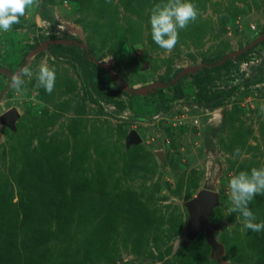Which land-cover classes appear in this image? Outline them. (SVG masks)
<instances>
[{
    "label": "rangeland",
    "instance_id": "1",
    "mask_svg": "<svg viewBox=\"0 0 264 264\" xmlns=\"http://www.w3.org/2000/svg\"><path fill=\"white\" fill-rule=\"evenodd\" d=\"M165 2L40 0L0 31V103L18 110L12 127L0 109V264H264V230L227 215L229 179L264 166V0H192L167 55L150 25ZM203 189L217 255L205 232L177 243ZM249 207L264 221V196Z\"/></svg>",
    "mask_w": 264,
    "mask_h": 264
},
{
    "label": "clouds",
    "instance_id": "2",
    "mask_svg": "<svg viewBox=\"0 0 264 264\" xmlns=\"http://www.w3.org/2000/svg\"><path fill=\"white\" fill-rule=\"evenodd\" d=\"M40 0H0V31L9 32L13 25L19 24L20 18L31 8L39 7ZM202 13L192 0H166L157 4L150 14L152 40L170 54L179 41V32L194 23ZM34 73L29 66L22 67L11 77V87L21 91L24 77L31 79ZM37 87H42L51 94L55 89L56 71L47 61H42L35 73ZM0 109L7 111L3 103ZM231 207L227 215L239 213L243 217V226L247 230L260 232L264 230V221L255 222L256 217L249 205L256 196H264V166L253 167L250 171H240L228 181Z\"/></svg>",
    "mask_w": 264,
    "mask_h": 264
},
{
    "label": "water",
    "instance_id": "3",
    "mask_svg": "<svg viewBox=\"0 0 264 264\" xmlns=\"http://www.w3.org/2000/svg\"><path fill=\"white\" fill-rule=\"evenodd\" d=\"M115 79H118V77H115ZM17 117L18 110L11 108L1 116V120L13 127ZM137 139H139V134L132 131L129 135V142H136ZM218 201L216 191L203 189L187 203L191 217L185 235L177 243L190 242L199 232H205L207 241L214 248L215 254L217 255L222 251L221 244L215 237V231L222 226V223H211L209 220Z\"/></svg>",
    "mask_w": 264,
    "mask_h": 264
},
{
    "label": "trees",
    "instance_id": "4",
    "mask_svg": "<svg viewBox=\"0 0 264 264\" xmlns=\"http://www.w3.org/2000/svg\"><path fill=\"white\" fill-rule=\"evenodd\" d=\"M68 47H73V48H76V47H78L77 45H75V44H71V45H69ZM91 63L92 64H94L95 62H93L92 60H91ZM207 68L206 67H204V68H202V69H200L199 71H197V73H196V75L198 76V75H200L201 73H203V71H205ZM25 228V227H24ZM18 236H19V238H20V241H22V246H24L23 247V249H20L21 250V252L20 253H18V258L21 256V255H23V254H25L26 256L29 254V252H30V250L28 251L27 250V246H26V240H25V233L23 232H21V234H18ZM17 236V237H18ZM29 239H30V237H29ZM24 240V241H23ZM30 241H32V239L30 240ZM28 242V241H27ZM19 252V251H18ZM20 261H21V259H20Z\"/></svg>",
    "mask_w": 264,
    "mask_h": 264
},
{
    "label": "bare ground",
    "instance_id": "5",
    "mask_svg": "<svg viewBox=\"0 0 264 264\" xmlns=\"http://www.w3.org/2000/svg\"><path fill=\"white\" fill-rule=\"evenodd\" d=\"M220 113V112H219Z\"/></svg>",
    "mask_w": 264,
    "mask_h": 264
}]
</instances>
